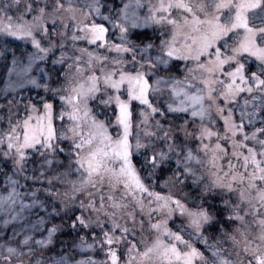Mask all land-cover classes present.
I'll return each mask as SVG.
<instances>
[{"label": "snow or ice", "instance_id": "1", "mask_svg": "<svg viewBox=\"0 0 264 264\" xmlns=\"http://www.w3.org/2000/svg\"><path fill=\"white\" fill-rule=\"evenodd\" d=\"M0 38V264H264V0H0Z\"/></svg>", "mask_w": 264, "mask_h": 264}, {"label": "trees", "instance_id": "2", "mask_svg": "<svg viewBox=\"0 0 264 264\" xmlns=\"http://www.w3.org/2000/svg\"><path fill=\"white\" fill-rule=\"evenodd\" d=\"M116 3L118 4L119 3V0H116ZM148 31V30H146ZM149 34H150V31H148ZM135 38V37H133ZM0 44H3V38H0ZM10 48H17V47H25V45H23V43H15V42H11L9 45H8ZM2 50V49H0ZM8 59H11V56L8 55ZM31 95L35 96V92L31 93ZM4 103V100L3 99H0V104H3ZM5 116V113H4V110L3 109H0V119H3ZM61 159H63V157H61ZM43 165V159L40 158V157H35L34 158V162L33 161H30L27 166H26V172H25V175L29 176V177H32L33 175H35L37 177V181L36 182H33L32 179H29L27 181H25L23 179V177H16L17 179H20V182L21 184H27V188H21L20 191L21 192H25V191H28V190H31V189H38V188H43V187H46V183H41V181H46V179L52 175L53 173V169L51 168H48V167H42ZM6 171L8 169H5ZM40 171H44L45 172V176L44 177H40L39 176V173ZM9 175H11V172L9 171ZM3 181V177L0 176V183H2ZM2 190V189H0ZM157 190H160V189H157ZM187 191V189H186ZM28 202V201H26ZM56 223H61V221L57 220L55 221ZM59 240H62L65 242V246H71V244L73 242H78V241H75V236L73 233H71V231L65 226V229H64V233L63 234H60L59 235ZM227 246V245H225ZM79 258V257H77ZM97 258H101V257H97Z\"/></svg>", "mask_w": 264, "mask_h": 264}, {"label": "rangeland", "instance_id": "3", "mask_svg": "<svg viewBox=\"0 0 264 264\" xmlns=\"http://www.w3.org/2000/svg\"><path fill=\"white\" fill-rule=\"evenodd\" d=\"M148 31H150V30H148ZM13 42H15V43H23V45H24V42H22V41H13ZM20 48H24V47H21L20 46ZM17 55H19V52H17ZM4 85H3V81H0V88H2ZM225 247H227V246H225Z\"/></svg>", "mask_w": 264, "mask_h": 264}]
</instances>
